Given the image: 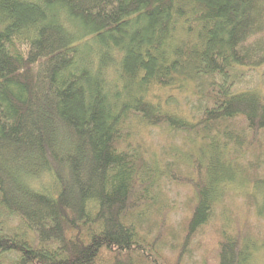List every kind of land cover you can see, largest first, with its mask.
<instances>
[{
  "label": "trees",
  "instance_id": "1",
  "mask_svg": "<svg viewBox=\"0 0 264 264\" xmlns=\"http://www.w3.org/2000/svg\"><path fill=\"white\" fill-rule=\"evenodd\" d=\"M263 222L264 0H0V264H264Z\"/></svg>",
  "mask_w": 264,
  "mask_h": 264
},
{
  "label": "rangeland",
  "instance_id": "2",
  "mask_svg": "<svg viewBox=\"0 0 264 264\" xmlns=\"http://www.w3.org/2000/svg\"><path fill=\"white\" fill-rule=\"evenodd\" d=\"M165 192L166 194L169 195L170 200L174 201L175 204L177 205L175 212L171 215L172 216L171 223L173 226H176V228H178L180 221L185 216L183 212V209H184L183 205L185 201L193 195L192 189L188 186L181 187V186L173 184V185H166ZM205 240L206 239H204L203 241ZM198 247L199 248L197 251H195L194 253L186 257L187 260L185 264H201L202 263L203 261L202 255L206 249V246L203 243V244H200Z\"/></svg>",
  "mask_w": 264,
  "mask_h": 264
}]
</instances>
